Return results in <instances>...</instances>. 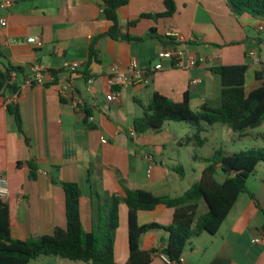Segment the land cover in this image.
Returning <instances> with one entry per match:
<instances>
[{"label":"crops","instance_id":"1","mask_svg":"<svg viewBox=\"0 0 264 264\" xmlns=\"http://www.w3.org/2000/svg\"><path fill=\"white\" fill-rule=\"evenodd\" d=\"M4 1H11L12 6L0 10V20L7 21L5 26L0 23V63L25 68L28 74L38 65L46 72H60L61 79L70 76L62 70L65 62L80 64L73 75V98L62 97L57 85L24 82L16 99L0 96V178L9 188L8 197L2 200L10 206L15 239L52 235L57 228L67 227L62 183L81 187L87 231L93 226V193L125 197L128 189L147 190L160 197L183 195L194 184L183 188L181 127L166 124V131L135 133V121L143 117L153 95L181 102L188 93L195 112L205 103L218 105L222 82L214 70L221 66H249L247 93L263 84L256 75H264V32L259 31L264 17L237 16L227 0H171L176 8L173 16L142 19L128 29V23L143 14L167 11V0H131L118 12L120 22L124 32L143 41L106 38L98 44L99 62L90 67L91 45L111 25L101 8L103 0H0V4ZM172 34L186 41L177 44ZM31 38L36 42H29ZM175 46L186 52L185 62L196 54L197 66L172 68L164 60V70L156 72L148 86L122 88L120 102L107 100L117 90L109 84L114 65L126 74L133 61L139 71L150 69L159 62V52ZM252 50L261 57L260 64L249 57ZM194 79L199 83L191 85ZM77 98L84 102V110L73 104ZM11 102L17 103L22 130L8 111ZM223 132L231 136L228 127ZM192 159L198 182L209 163L198 155ZM254 176L252 183L247 181L246 197L239 198L219 232L191 240L183 253L188 264H264V245L252 243L264 231V176ZM119 212L116 260L124 264L129 256L127 207L120 205ZM173 219L174 209L163 205L138 212L139 225L169 226ZM168 237L164 229L152 230L142 236L140 248L161 249ZM152 264L165 263L156 256Z\"/></svg>","mask_w":264,"mask_h":264},{"label":"trees","instance_id":"2","mask_svg":"<svg viewBox=\"0 0 264 264\" xmlns=\"http://www.w3.org/2000/svg\"><path fill=\"white\" fill-rule=\"evenodd\" d=\"M130 1L103 0L101 8L111 25L106 32L94 39L88 67L99 62L98 44L106 38L128 42L143 41L142 38L124 32L120 22L118 12L129 5ZM227 1L237 16L264 17V0ZM165 4V13L143 14L138 20L129 22L127 28L136 26L142 19L173 16L176 10L174 2L167 0ZM6 68V72L0 69V96L14 97L20 94L21 84L30 73L25 68L12 65ZM248 70V65L216 68L214 73L220 76L222 82L220 102L218 105L205 103L196 112L191 109L188 93L181 102L155 93L143 117L135 121V133H159L167 123L187 122L192 125L193 133L180 142L183 146H204L207 139H203L202 134L206 132V126L216 124L226 126L242 137L248 136L251 130L264 124V75L257 73V80L263 81V84L247 93ZM14 73L18 74L15 80ZM20 77L23 78L21 81ZM8 111L14 117L19 130H22V118L17 103L11 102ZM205 160L209 165L203 170L200 180L179 197H160L151 191L128 189L125 197L93 193L96 206L90 231L84 227L81 212L83 191L77 183H62L66 195L67 227L57 228L52 235L27 240L13 238L10 206L8 202L0 199V264H31L44 256L86 264H120L116 260L115 241L120 228L119 209L122 204L127 207L129 253L124 264H152L153 259L160 253L178 259L183 256L193 238L203 233L215 235L219 232L236 202L249 192L247 181L251 175L257 173L259 164L264 163V148L233 155H226L220 148ZM222 176L226 178L223 179ZM203 204L206 206L205 211H201ZM160 205L174 209L171 225H139V211H153ZM155 229L168 232L167 245L161 249L143 251L140 248L142 236Z\"/></svg>","mask_w":264,"mask_h":264},{"label":"built area","instance_id":"3","mask_svg":"<svg viewBox=\"0 0 264 264\" xmlns=\"http://www.w3.org/2000/svg\"><path fill=\"white\" fill-rule=\"evenodd\" d=\"M12 6L11 1H4L0 4V10H7L9 7ZM0 23L5 26L7 24V21L5 19H1ZM259 31L264 32V27H260ZM172 36L175 38L176 43H184L186 39L184 37H181L178 34H172ZM29 42L35 43L36 39L31 38L29 39ZM249 57L256 63H261V57L259 54L252 50L249 52ZM186 59V52L182 49H179L178 47H172V48H166L159 52L158 54V60L159 62L150 69L146 70H137V63L136 61H133L130 69L129 74L124 73L121 68L118 65H114L111 69V74L109 78V84L112 87L117 88L116 91L111 92L107 96V100L109 102H120V90L122 88H126L129 86L134 85H140V86H148L153 76L156 72L164 70V60H168L171 62L172 68H186L190 69L193 67H196L198 64V56L196 54H191L187 61ZM186 63V64H184ZM80 69V64L77 62H65L62 70L68 73L70 76L67 79H61L58 75H55L53 72H46L44 71L40 66L35 65L31 67L30 69V75H28L25 80V85H57L60 87V94L62 97L65 98H73L74 97V81H73V75L78 72ZM18 77L17 73L13 74V79L15 80ZM199 83V80L194 79L191 81V85H196ZM19 95L14 96V99H16ZM73 104L79 108V109H85V104L80 99L72 100ZM150 160H152L151 157H149ZM153 161V160H152ZM9 195V188L7 186V183L4 179L0 178V199H5ZM252 243L254 245H264V231L253 238ZM162 258L165 264H188L187 260L184 258V256L179 257L178 259H173L169 257L168 255L164 253H160L158 255Z\"/></svg>","mask_w":264,"mask_h":264},{"label":"rangeland","instance_id":"4","mask_svg":"<svg viewBox=\"0 0 264 264\" xmlns=\"http://www.w3.org/2000/svg\"><path fill=\"white\" fill-rule=\"evenodd\" d=\"M260 53V52H259ZM261 53L264 55V47H261ZM167 124L179 125L182 132V136L187 138L192 135L193 127L187 122H170ZM221 124L214 126H206V132L202 134L203 139H207L204 146H182L181 158L183 161V168L186 173L185 181L183 182V188H189L197 182V171L194 170L192 164H194L193 156L198 155L202 158H208L214 154L218 149H222L226 155H233L240 152H246L255 148H264V129L262 127L251 130L248 136L242 137L238 133H234L231 130V136L225 135ZM167 127H164L163 131H166ZM172 153L169 152L170 157ZM256 175L264 176V163L259 164ZM256 176L251 175L249 177V183L254 181ZM246 197V194H244ZM206 206L203 204L201 211H205ZM31 264H86L84 262H75L60 257H42L38 261H33Z\"/></svg>","mask_w":264,"mask_h":264},{"label":"water","instance_id":"5","mask_svg":"<svg viewBox=\"0 0 264 264\" xmlns=\"http://www.w3.org/2000/svg\"><path fill=\"white\" fill-rule=\"evenodd\" d=\"M0 69L3 71V72H6L7 71V68L4 64L0 63ZM223 179L226 178V176H222Z\"/></svg>","mask_w":264,"mask_h":264}]
</instances>
